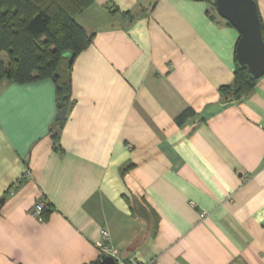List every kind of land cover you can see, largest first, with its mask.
<instances>
[{
  "label": "crops",
  "instance_id": "crops-1",
  "mask_svg": "<svg viewBox=\"0 0 264 264\" xmlns=\"http://www.w3.org/2000/svg\"><path fill=\"white\" fill-rule=\"evenodd\" d=\"M213 2L93 0L62 121L52 78L3 80L0 264H97L103 229L122 264H264V75L223 103L240 34Z\"/></svg>",
  "mask_w": 264,
  "mask_h": 264
},
{
  "label": "trees",
  "instance_id": "trees-1",
  "mask_svg": "<svg viewBox=\"0 0 264 264\" xmlns=\"http://www.w3.org/2000/svg\"><path fill=\"white\" fill-rule=\"evenodd\" d=\"M92 3L93 0H0V84L5 79L24 84L52 78L57 86L59 110L67 111L73 61L95 38V32L79 24L76 17ZM215 4L214 0V9ZM68 52L71 64L65 57ZM258 79L237 63L234 82L220 88L223 103L241 100ZM196 115L193 108H187L178 115L177 122L183 124Z\"/></svg>",
  "mask_w": 264,
  "mask_h": 264
},
{
  "label": "water",
  "instance_id": "water-1",
  "mask_svg": "<svg viewBox=\"0 0 264 264\" xmlns=\"http://www.w3.org/2000/svg\"><path fill=\"white\" fill-rule=\"evenodd\" d=\"M216 10L221 17L228 20L238 31L236 58L240 68H247L251 77L258 79L264 75V36L262 22L256 0H215ZM68 62L73 59L66 53ZM56 77V76H55ZM65 109L59 110L57 118L63 119ZM6 197L0 198V209ZM97 264H116L112 256H105Z\"/></svg>",
  "mask_w": 264,
  "mask_h": 264
},
{
  "label": "built area",
  "instance_id": "built-area-1",
  "mask_svg": "<svg viewBox=\"0 0 264 264\" xmlns=\"http://www.w3.org/2000/svg\"><path fill=\"white\" fill-rule=\"evenodd\" d=\"M13 192H14V188L11 187L9 189V193L12 194ZM48 209H49V203H47L45 200H39L34 206L33 213L34 214H41L45 210H48ZM101 233H102V241L100 242L99 245L103 251V255L112 256L115 258L116 264H122L121 252L118 248L114 247L111 244L109 231L103 229L101 231ZM142 264H155V263L153 260H151L148 262H144Z\"/></svg>",
  "mask_w": 264,
  "mask_h": 264
},
{
  "label": "rangeland",
  "instance_id": "rangeland-1",
  "mask_svg": "<svg viewBox=\"0 0 264 264\" xmlns=\"http://www.w3.org/2000/svg\"><path fill=\"white\" fill-rule=\"evenodd\" d=\"M3 59H6V55H2Z\"/></svg>",
  "mask_w": 264,
  "mask_h": 264
}]
</instances>
